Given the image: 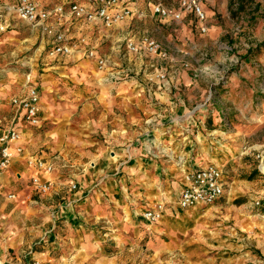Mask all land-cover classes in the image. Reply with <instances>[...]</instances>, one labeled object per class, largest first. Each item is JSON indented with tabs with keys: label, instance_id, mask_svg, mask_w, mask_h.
I'll list each match as a JSON object with an SVG mask.
<instances>
[{
	"label": "crops",
	"instance_id": "0c3cea01",
	"mask_svg": "<svg viewBox=\"0 0 264 264\" xmlns=\"http://www.w3.org/2000/svg\"><path fill=\"white\" fill-rule=\"evenodd\" d=\"M36 1L49 9L58 2L69 3L67 0ZM6 2L0 0V17L8 27L6 32L0 33V136L7 131H16L20 138L10 145L13 158L7 169L0 173V264L33 261L40 264H107L102 258H93L91 255L96 252L83 240L85 235L77 220L81 217L78 204L85 198L96 200L88 209H106L107 214L119 216L118 222L126 220L120 219L125 217L124 212L114 208L115 205L107 209L110 202H122L129 216L131 213L139 216L141 210L164 204L161 221L155 224L142 221L141 226L147 230L166 218L194 215L201 219L193 227V238L187 243L192 248L183 257L176 253L168 260L169 264H264V206L257 210L244 204L229 203L237 198H248L251 202L262 193L264 179L258 175L255 166L250 173L254 177L240 181L246 184V191L232 190L230 186L231 190L227 192L229 183L225 171L220 168L224 187L221 199L211 206L191 209H179L176 205L179 191L184 186V176L211 166L213 161L209 154V159L203 161L207 166H196L201 164L198 160L205 159V154L192 156L193 149L198 146L197 140H200L199 134L193 135L194 126L203 129L199 126L203 122L201 117L210 111L213 115L222 114L220 107L217 110L209 108V89L206 91L198 80L181 70L183 56L178 55V45L173 42L174 47H166L170 54L164 59L146 53H130L126 46L135 42L124 30L131 21L142 18L135 12L110 28L99 21L52 17L51 24L65 36L71 52L50 57V39L12 17L6 11ZM125 6L129 8L127 3ZM159 23L166 24L161 18ZM21 28H25L27 34L36 33L38 45L17 47L16 52L30 50L32 56L11 61L5 54L14 49H10V45L22 42L19 37L28 36L20 32ZM174 31L177 40L183 41L190 33L185 26ZM27 40L30 41L29 38L23 41ZM89 50L106 60L104 69H98L95 61L85 58ZM16 62L29 67V72L13 71L15 67L10 68L8 64ZM26 75L39 95L36 124L26 122L24 112L11 104L13 98L25 94ZM224 95H220L223 100L229 99ZM209 135H206L207 139L201 135L207 148H210ZM18 147L22 152L17 154L15 149ZM247 156L255 163L251 155ZM31 158L43 159L51 165V173L29 165ZM34 176L49 184L50 191L38 193L31 183ZM73 185L75 190L71 189ZM11 194L15 195L12 200L8 198ZM29 194L55 196L62 203L45 206L40 197L26 202L24 197ZM170 195H175L173 206ZM102 197H107L100 203L104 207L97 204ZM130 204L137 207L132 208ZM209 212L219 214L223 220L233 216L237 221L232 228H222L227 229L224 233L220 228V233H212L210 219H202L210 217ZM65 216L66 219H59ZM59 220L64 221L60 223ZM202 222L206 223L207 230L201 229L197 233ZM136 225L130 221L129 226ZM179 244L177 241L174 246Z\"/></svg>",
	"mask_w": 264,
	"mask_h": 264
},
{
	"label": "rangeland",
	"instance_id": "374dc122",
	"mask_svg": "<svg viewBox=\"0 0 264 264\" xmlns=\"http://www.w3.org/2000/svg\"><path fill=\"white\" fill-rule=\"evenodd\" d=\"M89 1L67 0L66 2L87 4ZM121 1L125 5L127 3L133 12L142 15L140 20L134 19L127 30H124L125 34L129 32V38H133L132 41L135 42L133 44H139L144 38L151 39L159 43L167 55L170 52L166 47H172L173 42L177 44L178 55L183 56L181 70H184L189 77L198 80L201 87L207 88L206 91L209 89L210 98L207 101L210 103L211 110L222 108L220 115L216 113L213 115V111L202 115L203 122L201 121L199 126L203 129H196L194 126L193 135L199 134L200 140H197L198 146L193 149L192 156L200 155L202 152L205 154V159L198 160L197 162L201 164H196V166H207L203 164V161H207L206 158L209 159L210 154V159H213L210 165L225 171L226 180L229 183L226 191L231 189L246 191V184L240 181H249L254 177L250 173L255 163L252 162L250 156L242 153L246 147L264 144V48L259 47L264 44V0H233L231 8H229V0H201L207 17L208 33L205 35L197 32L196 23L191 16L186 17L180 24L166 23L163 25L159 23V17L152 14V6L160 4L169 10H175L180 0ZM69 3L61 5L67 7ZM239 4L244 7L242 11L237 10ZM181 26L190 30L189 36H185V41L177 40L175 36L174 30ZM25 30L21 28L20 32L28 36L19 37L22 42H13L10 49L13 47L14 49L5 53L12 59L11 61L16 58L22 61L27 56L28 58L32 56L30 50L20 49L16 52L17 47H37L38 45L37 34H27ZM26 38L30 41L36 40V42L23 41ZM251 49L256 51L258 49V51ZM13 52L16 54H12ZM8 66L15 67L12 70L19 74H27L30 70L29 67L22 66L20 62L8 64ZM223 93L225 94L223 97L229 99L223 100L220 97ZM202 134L204 138L210 134L208 138L210 148H207L206 140L202 141ZM206 148L209 150L208 154H206L208 151ZM231 177H235V181L230 180ZM258 190H260L259 186ZM11 195L15 198L14 194ZM46 195L29 194L24 197V200L33 202L40 197L45 206L62 203L59 198L55 196L47 198ZM170 196H172L170 205L173 206L175 195ZM91 199L85 198L81 204H78L81 217L77 221L81 224V232L85 235L83 240L88 242L89 247L96 252L91 255L94 256L93 258H102V262L107 264H169L168 260L176 253L180 254L179 257H183L185 252L192 248L191 245L187 246V243L193 238V227L197 226L201 220L196 219L197 216H180L178 219L171 220L166 218L157 226L147 230L141 226L144 221L141 215L145 210H141L139 216L138 214L132 216V213L129 216L127 209L122 207V202L118 204L110 202L107 209L115 205L114 208L124 212L125 217L120 219L126 220L118 222L119 216L107 214L106 209H88L89 205L96 202L95 198ZM106 200L107 197H102L97 204L103 206L100 203ZM229 203L248 206L250 202L248 198H237ZM129 206L137 207L134 204ZM211 213L209 212L208 215ZM218 215L211 214L208 218L207 216L202 218L210 219L209 228H213L212 233L218 234L220 233L219 228L222 230V228L231 227L237 221V218L233 216L223 220V217H218ZM96 218H99L97 223H95ZM59 219H66V216ZM131 220L137 223L135 227L129 226ZM103 221L108 223L105 224ZM221 221L222 223L218 224ZM205 224V222L202 224V228L197 227V233L201 229L207 230L204 227ZM177 241L180 246L175 247L174 243Z\"/></svg>",
	"mask_w": 264,
	"mask_h": 264
},
{
	"label": "built area",
	"instance_id": "2783aa9c",
	"mask_svg": "<svg viewBox=\"0 0 264 264\" xmlns=\"http://www.w3.org/2000/svg\"><path fill=\"white\" fill-rule=\"evenodd\" d=\"M6 11L16 17L18 21L24 23L29 28H36L43 37L50 39V48L48 56L68 55L71 52V46L62 33L56 31L50 20L52 17L70 16L83 19L87 22L99 21L103 26L110 28L115 24L123 22L134 13L126 7L121 0H90L89 4H80L70 2L65 5L54 6L49 9L47 6L40 5L36 0H6ZM152 14L158 16L165 23L180 24L186 17L191 16L196 23V30L200 35L208 33L207 17L201 5V0H180L175 10H169L158 4L152 6ZM192 25L191 22H189ZM7 25L0 17V33L7 31ZM127 49L130 53H146L150 56H156L160 59L166 57V51L159 43L154 40L144 38L139 44L128 43ZM89 61H95L98 69L106 67V60L98 55L94 50H89L85 54ZM113 74V73H111ZM163 78V76H161ZM26 92L21 97L11 100V104L19 111H23V119L31 124L38 121L39 95L37 89L31 85L29 75L25 76ZM19 133L16 131H7L0 136V173L7 169L13 154L9 147L19 140ZM15 152L21 153V148H16ZM243 155H251L255 162V169L258 175L264 179V144L246 147ZM28 164L34 168L46 173H51L52 167L43 159L31 158ZM223 172L219 167L207 166L202 169L190 171L184 176V186L179 191L176 205L179 209H191L197 206H211L222 198L224 187L222 184ZM34 189L41 194L50 190L49 184L42 182L38 176L31 179ZM75 190L76 186H71ZM9 198H14L9 195ZM252 209L259 210L264 206V190L253 201L248 204ZM165 205L162 203L146 209L142 213V219L155 224L163 218ZM263 215H260V217ZM29 264H40L33 261Z\"/></svg>",
	"mask_w": 264,
	"mask_h": 264
},
{
	"label": "trees",
	"instance_id": "16d2710c",
	"mask_svg": "<svg viewBox=\"0 0 264 264\" xmlns=\"http://www.w3.org/2000/svg\"><path fill=\"white\" fill-rule=\"evenodd\" d=\"M232 1H233V0H229V2H230V3H229V8H231V5H232L231 2H232ZM243 9H244V7H243L242 5L239 4L238 7H237V10H238V11H239V10L242 11ZM259 47H260V48H264V44L259 45ZM251 50L253 51V50H255V49H251ZM255 51H256V50H255ZM257 51H258V49H257ZM257 51H256V52H257ZM250 56H251V55H250Z\"/></svg>",
	"mask_w": 264,
	"mask_h": 264
}]
</instances>
